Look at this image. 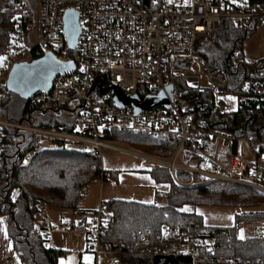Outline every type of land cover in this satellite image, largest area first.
<instances>
[{"label": "built area", "instance_id": "obj_1", "mask_svg": "<svg viewBox=\"0 0 264 264\" xmlns=\"http://www.w3.org/2000/svg\"><path fill=\"white\" fill-rule=\"evenodd\" d=\"M18 0L11 21L13 32L10 43L0 55V155L3 150V130L17 128L47 137L77 141L91 147L100 158L104 150L125 151L105 139L112 131L147 134L152 137L176 133L180 137L177 152L168 159L149 158L158 167L190 176L200 175L215 180L250 188L264 195V168L258 167L241 155L231 158L229 166L220 164L206 154V140L198 131L194 105L187 96L194 91H209L215 98V111L226 115L230 104L222 97L227 94V77L220 69L212 68L198 52L202 41L210 38L222 19L246 27L253 20H264V8H237L225 0H161L160 7L148 9L141 0ZM5 3L6 1L3 0ZM79 12L81 27L75 55L69 57L63 17L67 10ZM4 8L0 6V13ZM36 53L51 54L63 63L73 62L75 69L55 78L50 91L30 98L28 111L40 107H58L74 110L83 115L82 126L73 133L50 131L28 125H12L4 119L1 103L7 98V85L14 65L32 63ZM195 62L201 64L198 72ZM256 62H252L255 64ZM81 69H84L81 71ZM207 77V87L201 85V76ZM251 83H247L249 90ZM115 87L124 96L137 97L143 103L147 97L163 93L169 108L137 109L128 104L115 106L112 93L101 90ZM171 87V93L168 88ZM254 93L261 94V83L252 84ZM81 107V108H80ZM66 112V111H65ZM212 144L218 141L230 145L232 137L223 133H210ZM207 157V170L189 163L188 158ZM111 173L102 170L95 183L111 179ZM35 232L43 246L52 249L58 232H80L91 245L95 262L100 257L112 264H122L120 248L102 243L103 235L113 221L111 213L102 203L96 211L82 215L71 223L56 224L49 207L38 205ZM243 218L244 213L240 212ZM39 218V220H38ZM235 234L238 240L256 238L264 244V220L246 223L237 220ZM176 230L163 226L157 233L163 239L175 236ZM157 254L191 258L192 264L202 257H213L220 247L213 239L198 238L183 233L179 241L159 247ZM226 263H239L230 256L221 258Z\"/></svg>", "mask_w": 264, "mask_h": 264}, {"label": "trees", "instance_id": "obj_2", "mask_svg": "<svg viewBox=\"0 0 264 264\" xmlns=\"http://www.w3.org/2000/svg\"><path fill=\"white\" fill-rule=\"evenodd\" d=\"M0 0L4 11L0 13V55L10 43L13 31L11 17L18 0ZM161 0H141L148 9L160 7ZM226 3H229L225 0ZM32 5L35 6L33 0ZM264 8V0H248L247 7ZM235 7V6H234ZM264 27V20L257 17L246 27L222 19L213 35L202 41L198 52L206 62L220 69L227 77V94L238 100L236 111L219 115L215 111V98L209 91L191 92L187 98L194 105L198 131L206 140V151L213 150L210 133H223L232 137L227 157L238 155L239 143L244 140L257 157L264 154V60L255 64L247 62L244 43ZM75 51H69L73 58ZM42 53H36L35 58ZM261 83L263 92L254 93L252 84ZM251 83L246 90L247 83ZM4 91L0 87V94ZM11 91L7 89V98ZM27 103L22 110L24 125L33 128L73 133L74 125L58 121L56 116L65 112L58 107H40L28 111ZM4 113L5 119L14 121ZM51 114L54 118L49 117ZM48 116V117H46ZM3 150L0 155V215L4 217L14 241V247L24 264H59L66 251L46 249L35 232L38 205L62 211H70L79 217L91 211L81 210V201L87 196L90 186L101 175V163L92 152L70 149L62 139L47 137L17 128H5ZM113 143L127 144L141 154L168 159L178 150L180 137L169 133L152 137L147 134L112 131L105 137ZM48 142L53 147L44 148ZM188 162L206 168V157L188 158ZM152 178L160 184H168L167 195L156 194V200L167 199L166 206L142 204L133 201L111 200L105 202L113 221L103 235L102 243L120 248L122 264H192L189 257L164 256L156 253L159 247L171 245L189 233L198 238H210L220 247L212 257H202L196 264H233L221 258L230 256L239 260L236 264H264V244L256 238L240 241L234 227L206 226L202 216L181 211L184 206L222 207L237 209L236 221L254 223L264 220V195L244 186L221 181H208L200 175L193 177L170 169L156 167L151 170ZM115 176V175H114ZM112 178V176H111ZM107 182V181H105ZM193 182V184H192ZM18 196L14 198V193ZM6 207V208H5ZM244 217L240 218L239 213ZM163 226L176 230L173 237L163 239L157 233Z\"/></svg>", "mask_w": 264, "mask_h": 264}, {"label": "crops", "instance_id": "obj_3", "mask_svg": "<svg viewBox=\"0 0 264 264\" xmlns=\"http://www.w3.org/2000/svg\"><path fill=\"white\" fill-rule=\"evenodd\" d=\"M262 33L264 34V27L259 29L251 39L247 40L244 43V54L245 60L247 62L252 63L259 60H264L263 48L261 49V51L257 48L255 50L250 49L248 52V45L251 44L252 40L257 38ZM248 55L259 57L260 59H248ZM223 145L228 151L229 145L227 146V144L225 143H223ZM212 147H214V145ZM122 149H124L125 151L104 150L102 152V155L99 158L101 169L109 171L112 175V178L107 182L101 184H93L92 186H90L87 196L84 198V200L81 201V210L91 212L96 211L102 203L111 200L133 201L142 204H157L158 206L167 205V199L157 201L156 194L160 193L162 195H167L170 191V186L168 184L157 183L152 178L150 173L155 165L150 162L148 158L149 156L136 152L130 148L127 149L122 147ZM219 149L220 146L215 147V150ZM206 154L223 165L227 164V162L229 161H223L222 159L220 160V158L218 157L216 158L215 156H213L212 151H206ZM238 155H240L239 151ZM230 163L231 160L228 162V164ZM202 169L207 170V166L206 168ZM16 193L18 196V191L14 193V196ZM182 209H187V211L183 212L196 213L202 216L205 225L211 227H235L236 214L238 212L237 209L234 208L203 206L195 207L191 205L184 206ZM49 214L56 224L66 223L65 220L67 219L69 221H73L79 217L78 215H75L70 211H62L54 208H49ZM73 234L75 233L58 232L55 235L54 246L52 249L66 251L67 254L69 252L66 248L67 242L69 236ZM86 246H88V244L85 245V251L86 248H88ZM0 264H24L15 250L13 238L10 234V231L8 230L4 217L1 215Z\"/></svg>", "mask_w": 264, "mask_h": 264}, {"label": "water", "instance_id": "obj_4", "mask_svg": "<svg viewBox=\"0 0 264 264\" xmlns=\"http://www.w3.org/2000/svg\"><path fill=\"white\" fill-rule=\"evenodd\" d=\"M63 22L67 44L71 50H74L81 33L79 12L75 9L67 10L64 14ZM74 69L75 64L73 62L63 63L58 61L53 55L47 54L32 63L14 65L9 75L7 89L11 93L22 95L28 101L41 92L50 91L56 77L67 74ZM171 90L172 88L169 87V93H171ZM108 92L112 93V100L115 106L119 108H125L128 104H132L137 109V112L155 109L158 106L169 108V103L163 93L147 97L141 103L137 97L124 96L115 87L101 90L102 95ZM64 110L66 112H74V110L70 109ZM20 124H23L22 120Z\"/></svg>", "mask_w": 264, "mask_h": 264}, {"label": "rangeland", "instance_id": "obj_5", "mask_svg": "<svg viewBox=\"0 0 264 264\" xmlns=\"http://www.w3.org/2000/svg\"><path fill=\"white\" fill-rule=\"evenodd\" d=\"M229 2V4L237 7V8H244L248 5V0H227ZM259 49L261 51V49H264V34H260L257 38H255L254 40H252L251 44L248 45V52L250 49L255 50V49ZM248 59H260L259 57H254L252 55H248ZM196 70L198 72H201L202 67L201 64L199 62H195L194 63ZM201 85L203 87H207L208 83H207V77L205 75L201 76ZM228 97H233V100H229L227 99ZM223 99H227L229 104H230V111H236L237 107H238V100L236 97L232 96V95H225L222 97ZM6 99V98H5ZM26 105V99L24 97H22V95L20 94H16V93H11L10 98L1 106V111L2 108L3 110H6V113L8 116H10V118L14 121H23L24 123V119H22V110L24 108V106ZM3 112V111H2ZM4 114V113H3ZM48 117V116H46ZM49 117L54 118L51 114H49ZM57 120L61 121V122H66L70 125H74L75 126V130L79 129L82 124H83V115L79 112H60L59 114H57L56 116ZM5 119V116H4ZM6 120V119H5ZM8 123H10V121L6 120ZM12 124V123H11ZM14 125V124H12ZM17 125H21L23 126L24 124H20L17 123ZM12 128V127H10ZM66 141V140H65ZM68 144V148L70 149H77L80 151H86L89 152L91 151V147L87 146V145H83L77 141H66ZM115 145L119 146V147H123V148H127L129 149L130 146H128L127 144H120V143H115ZM219 147V150H215L216 146ZM42 147L44 148H50L53 147V145H51L48 142H44L42 144ZM217 152V153H216ZM213 156H215L216 158H220V160L222 159L223 161L225 160H231L230 157H227V150L225 149L223 143H221V141H218L217 143L214 144L213 150H212ZM239 154L247 159L248 161L257 164L258 167H263L264 168V154L260 157H257L253 151H251V149L249 148L248 144L242 140L239 143ZM148 158H152L151 156H149ZM156 158V157H153ZM229 158V159H228ZM228 161V162H229ZM225 164L226 166H229V164ZM156 166V165H155ZM158 167V166H156ZM97 184V183H96ZM193 184V182H192ZM14 197H17V193L15 194ZM6 208V207H5ZM51 208V207H49ZM262 211H264V206L261 208ZM51 211V210H50ZM39 220V218H38ZM65 222L67 224L71 223V221H69L68 219L65 220ZM75 233L71 236H69L68 242H67V250L69 251L65 257H62L61 261H65V264H68V261L71 260L72 264H94L95 262V258H94V254L91 252V245L89 243H87L83 237V235L80 232H72ZM88 244V248H86L85 251V245ZM85 251V252H84ZM88 251V252H87ZM85 257H89L90 260L89 261H85ZM98 264H112V262L105 258V257H100L98 259Z\"/></svg>", "mask_w": 264, "mask_h": 264}, {"label": "snow or ice", "instance_id": "obj_6", "mask_svg": "<svg viewBox=\"0 0 264 264\" xmlns=\"http://www.w3.org/2000/svg\"><path fill=\"white\" fill-rule=\"evenodd\" d=\"M154 2H155V0H154ZM171 2H172V0H169V3H171ZM0 59H3V58H0ZM83 70L84 69H81V71H83ZM227 99L233 100L234 98L233 97H228ZM181 211H187V209H181ZM89 260H90L89 257H85V261L86 262L89 261ZM60 264H65V261H61ZM68 264H72L71 260L68 261Z\"/></svg>", "mask_w": 264, "mask_h": 264}, {"label": "bare ground", "instance_id": "obj_7", "mask_svg": "<svg viewBox=\"0 0 264 264\" xmlns=\"http://www.w3.org/2000/svg\"><path fill=\"white\" fill-rule=\"evenodd\" d=\"M30 2H31V4L33 3V0H30ZM34 6V5H33ZM35 7V6H34ZM13 32V31H12ZM71 51H73V50H71ZM45 56V55H44ZM41 57H43V55L41 56ZM41 57H38V58H36V59H39V58H41ZM35 59V60H36Z\"/></svg>", "mask_w": 264, "mask_h": 264}]
</instances>
